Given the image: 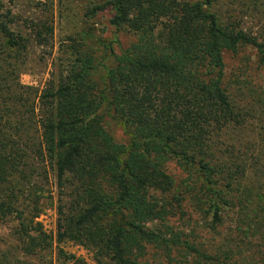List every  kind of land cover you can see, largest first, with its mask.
Returning <instances> with one entry per match:
<instances>
[{
    "label": "trees",
    "instance_id": "1",
    "mask_svg": "<svg viewBox=\"0 0 264 264\" xmlns=\"http://www.w3.org/2000/svg\"><path fill=\"white\" fill-rule=\"evenodd\" d=\"M235 1L241 10L264 8V0ZM217 2L106 0L93 10L111 12L109 25L132 36L128 46L97 58L82 39L64 46L65 64L33 124V154L65 199L53 235L13 208L12 176L21 172L11 120L22 112L0 96V216L15 210L22 255L71 242L91 248L96 264H264V166L260 180L238 190L244 169L235 177L213 152L217 133L240 117L222 82V52L245 45L264 59V34L247 32ZM12 23L0 0V37L16 56L51 39L46 21L27 36ZM105 118L126 144L113 140ZM181 201L196 220L183 219Z\"/></svg>",
    "mask_w": 264,
    "mask_h": 264
},
{
    "label": "rangeland",
    "instance_id": "2",
    "mask_svg": "<svg viewBox=\"0 0 264 264\" xmlns=\"http://www.w3.org/2000/svg\"><path fill=\"white\" fill-rule=\"evenodd\" d=\"M1 1L3 11L13 18L11 29L14 32L27 36L44 21L52 27V36L47 45L32 42L27 53L18 56L6 49L0 37V96L3 103L10 107V112H22L15 122L11 120V124L18 128L13 140L20 155L16 168L21 172L12 176L11 184L15 186L13 189L17 197L13 208L22 212L27 219L35 216L33 222L40 224L45 234L53 235L56 206L58 200L65 199L55 187L47 163L33 154L36 143L33 124L39 114V98L53 84L58 71L65 64L64 46L82 39L85 46L92 47L97 58L105 56L109 47L118 53L133 38L109 25L110 11L93 10L106 0ZM217 8L221 13L231 10L247 32L258 36L264 34V8L261 14L251 9L241 10L235 0H218ZM222 63V82L240 117L237 125L231 123L217 133L213 152L219 162L233 166L231 171L235 177L244 169V177L237 188L240 190L243 185L262 178L259 170L264 166V59H260L252 47L239 45L234 52H222ZM33 108L30 121L28 114ZM104 126L115 142L127 143L120 127L111 120L105 118ZM167 173L175 181L183 177L173 163L168 164ZM180 204L186 212L184 220L197 219L184 202ZM15 210L5 217L0 216V264H14L17 260L29 264H96L91 248L71 242L52 243L51 248L43 252H36L32 256L22 255L16 235ZM224 220L228 218L224 217ZM58 251L64 256H59ZM70 256L72 259H69ZM103 262L107 264V261Z\"/></svg>",
    "mask_w": 264,
    "mask_h": 264
}]
</instances>
